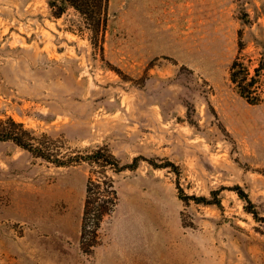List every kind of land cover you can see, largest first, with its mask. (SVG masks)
<instances>
[{
	"label": "rangeland",
	"instance_id": "374dc122",
	"mask_svg": "<svg viewBox=\"0 0 264 264\" xmlns=\"http://www.w3.org/2000/svg\"><path fill=\"white\" fill-rule=\"evenodd\" d=\"M75 2L0 0V264H264V0Z\"/></svg>",
	"mask_w": 264,
	"mask_h": 264
},
{
	"label": "trees",
	"instance_id": "16d2710c",
	"mask_svg": "<svg viewBox=\"0 0 264 264\" xmlns=\"http://www.w3.org/2000/svg\"><path fill=\"white\" fill-rule=\"evenodd\" d=\"M63 2L65 4H69L72 5L73 7H75L78 11L83 13V10L81 8V5H79L77 2H75V0H63ZM63 13V12H62ZM239 68V64L238 62H235L232 66V82L234 84H236V86L238 87L239 93L241 94V96H243L245 99L248 100V102H252L251 100V96L248 92V85L245 84V82L247 81V78L249 76L248 74V70L244 69L243 71H241ZM9 122H11L13 125L15 126H19L22 127L21 124H17L16 122H14L12 119H9ZM0 140L2 141H14L18 146L27 149V146H25L21 140V138H19L18 135L12 133V132H6V131H0ZM255 214V212H252Z\"/></svg>",
	"mask_w": 264,
	"mask_h": 264
}]
</instances>
